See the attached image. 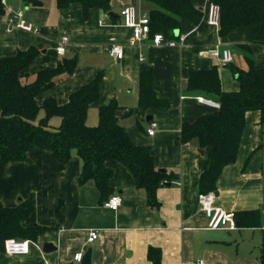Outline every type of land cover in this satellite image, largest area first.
Instances as JSON below:
<instances>
[{"label": "crops", "instance_id": "crops-1", "mask_svg": "<svg viewBox=\"0 0 264 264\" xmlns=\"http://www.w3.org/2000/svg\"><path fill=\"white\" fill-rule=\"evenodd\" d=\"M41 1L40 5H28L24 0H7L13 9H24L26 20L39 32H9L0 24V57L36 46L39 54L22 73L24 79H34L41 69L56 66L64 57L77 58L74 72L59 76L40 102L53 96L65 103L72 91L102 71L101 99L89 109L88 124H97L100 105L116 100L119 121L133 141L149 146L156 166L177 172L178 178L160 186V205L154 207L148 204L146 191L136 186L129 168L109 160L107 166L113 170L111 195L123 198L122 205L113 210L103 206L93 179L78 182L82 167L78 155L63 163L52 151L34 149L29 160L0 167V202L17 206L33 196L35 209L22 224L47 229L36 240L24 238L32 241L28 254L12 255L0 249V264H44L46 260L50 264H79L75 254L87 251H91L92 264H153L151 247L160 250L159 264H259L264 237V124L260 111L247 112L238 157L224 167L214 191L215 205L225 210H258V227L240 223L233 230L207 227L208 217L200 210L198 195L200 177L210 167L212 150L201 147L197 138L183 142L181 128L184 122H194L216 109L199 99L215 98L189 92L190 71L217 66L223 90L237 91L239 82L232 77L238 78V69L248 68L247 56L254 55L256 66L264 67V44L254 42L248 26L220 35L219 26L206 20L213 0H195L204 15L199 23L182 20L181 30L176 31L177 37L184 36L182 46H156L151 35L141 45L129 43L133 29L124 24L121 10L135 5L140 13L149 14L155 7L151 0H111L109 11L91 8L87 16L80 3L60 8L57 0ZM65 35L69 42L61 56L57 40ZM217 43L232 49L234 58L226 67L208 54H199L200 48ZM112 44L124 46L123 58L111 56L108 47ZM245 44L250 45V51ZM146 70L152 72L161 105L144 107L139 103L140 75ZM152 120L158 123L154 135L147 131ZM91 230L99 233L93 242L88 241ZM44 242H52L56 249L45 252Z\"/></svg>", "mask_w": 264, "mask_h": 264}, {"label": "trees", "instance_id": "trees-1", "mask_svg": "<svg viewBox=\"0 0 264 264\" xmlns=\"http://www.w3.org/2000/svg\"><path fill=\"white\" fill-rule=\"evenodd\" d=\"M28 5H40L41 0H24ZM155 7L150 10V26L153 35L162 32L166 39L177 38L182 20L189 18L195 23L202 20L204 11L195 0H151ZM111 0H57L60 8L80 3L85 16L91 8L110 10ZM220 5L219 34L226 35L240 26L251 29L254 42L264 44V0H213ZM4 5L0 0V12ZM244 47L250 51V45ZM39 54L36 46L20 49L15 54L0 57V167L11 162L30 159V151L38 148L52 151L57 159L67 163L74 155L82 160L78 177L80 184L93 179L104 203L111 193L112 168L107 161L124 163L135 178L138 188L146 191L148 204L160 205L157 191L160 186L178 178L177 172L158 168L151 148L136 144L117 116L119 105L112 100L99 107V120L95 125L87 122L89 109L101 99V71L89 83L74 90L65 103L53 96L40 98L52 89L58 77L72 74L77 58H66L56 66L41 69L34 79H24L26 71ZM248 68L236 72L239 90L224 91L217 66L204 70H192L187 80L189 92H203L219 101L220 108L200 116L194 122H184L181 128L183 142L193 138L201 147L212 150L211 164L200 177V192L217 191V183L225 166L236 161L246 126L249 110H259L260 122L264 124V67H257L252 56H247ZM139 103L141 106L161 105L153 82L152 72L140 75ZM43 110V114L41 111ZM60 117L59 125L52 120ZM35 209L33 196L21 200L17 206H6L0 202V249L5 250V241L10 237L36 240L47 227L36 224L25 227L24 218ZM240 226H260L258 210L235 212ZM260 263L264 264V237L260 249ZM153 264H159L160 250L149 249ZM79 264H92L91 251L83 253Z\"/></svg>", "mask_w": 264, "mask_h": 264}, {"label": "built area", "instance_id": "built-area-1", "mask_svg": "<svg viewBox=\"0 0 264 264\" xmlns=\"http://www.w3.org/2000/svg\"><path fill=\"white\" fill-rule=\"evenodd\" d=\"M4 5L3 12H0V24L5 26L7 31H13L14 29H23L30 32L38 33L39 29L32 23L28 22L25 18L24 9H13L8 5L7 0H1ZM121 16L125 25L133 29V36L129 43L132 45H141L145 38L150 36V16L148 13H140L135 5L125 6L121 10ZM221 19V8L216 2H211L207 9L206 20L211 25L219 26ZM184 36H179L177 39H166L162 32H157L153 35V44L156 46H182ZM69 37L67 35L57 40V52L59 55H65L67 51V44ZM108 50L116 59H121L124 56V46L122 44H112L108 47ZM200 55H206L215 58L219 66L226 67L233 61V52L229 46H223L221 43H217L212 46L202 47L199 50ZM143 59V56L141 57ZM200 101L208 104L214 108H220L219 101L207 98L199 97ZM158 123L154 120L150 121L148 127V133L154 135L157 129ZM216 194L214 191L200 192L198 195L200 210L204 211L208 217L207 227L209 229H228L233 230L238 228V220L236 214L232 210H225L220 206L215 205ZM123 202V198L120 194L111 195L103 206L113 210H117ZM99 237V233L96 230H91L89 233L88 241L93 242ZM31 240L18 239L16 237H10L5 241V251L12 255H25L30 251ZM75 260L81 262L83 259V252L75 254ZM44 264H50L47 260ZM200 264H206L201 262Z\"/></svg>", "mask_w": 264, "mask_h": 264}, {"label": "water", "instance_id": "water-1", "mask_svg": "<svg viewBox=\"0 0 264 264\" xmlns=\"http://www.w3.org/2000/svg\"><path fill=\"white\" fill-rule=\"evenodd\" d=\"M179 33V31H177V34ZM164 170V169H163ZM56 249V246L52 243V242H44L43 244V250L45 252H52Z\"/></svg>", "mask_w": 264, "mask_h": 264}, {"label": "rangeland", "instance_id": "rangeland-1", "mask_svg": "<svg viewBox=\"0 0 264 264\" xmlns=\"http://www.w3.org/2000/svg\"><path fill=\"white\" fill-rule=\"evenodd\" d=\"M253 57H254V55H253ZM232 78H233L237 83L239 82V79H238V78H236L238 81H237L234 77H232ZM25 79H26V78H25ZM30 79H33L32 76L30 77ZM238 84H239V86H240V82H239ZM41 114H43V110L41 111ZM60 121H61V118H60V117H55V118L52 120V123L54 124V126H56V125L58 126L59 123H60ZM97 123H98V122H97ZM256 245L259 246V244H258V243L255 244V249L257 248ZM260 247H261V246H260Z\"/></svg>", "mask_w": 264, "mask_h": 264}]
</instances>
